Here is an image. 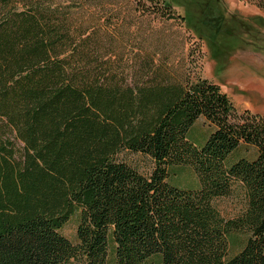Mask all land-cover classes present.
Returning a JSON list of instances; mask_svg holds the SVG:
<instances>
[{
    "label": "trees",
    "instance_id": "16d2710c",
    "mask_svg": "<svg viewBox=\"0 0 264 264\" xmlns=\"http://www.w3.org/2000/svg\"><path fill=\"white\" fill-rule=\"evenodd\" d=\"M137 1L148 3L140 16L186 23L166 0ZM72 4L0 0V264H107L110 243L115 264H264V115L152 55L129 84L112 59L116 26L101 29L102 44ZM200 117L212 130L198 145L188 133ZM183 166L197 189L169 183ZM236 196L243 209L225 219L215 202ZM72 217L75 244L60 233ZM234 233L245 240L230 255Z\"/></svg>",
    "mask_w": 264,
    "mask_h": 264
},
{
    "label": "rangeland",
    "instance_id": "374dc122",
    "mask_svg": "<svg viewBox=\"0 0 264 264\" xmlns=\"http://www.w3.org/2000/svg\"><path fill=\"white\" fill-rule=\"evenodd\" d=\"M166 1L185 16L184 26L172 20L138 15L137 6L148 5L146 1L70 0L76 3L70 9L77 23L91 37H100L102 44L108 40L101 29L116 26L110 32L115 47L112 59L124 67L129 84L137 69L152 55L154 65L166 67L175 78L207 79L220 87L238 111L264 115V9L246 0ZM211 130L200 117L188 136L200 145ZM241 152L249 158L253 156L250 149L241 147ZM119 158L145 175L153 169L150 159L140 154L125 152ZM168 180L172 186L185 190L198 187L197 177L187 166L171 169ZM215 206L222 217L229 219L242 211L243 201L236 196L216 201ZM76 225L77 218L72 217L60 231L73 244ZM244 240L242 233L230 236V255L241 249ZM67 264L85 263L73 259ZM107 264H115L112 243ZM145 264H161L160 256L151 257Z\"/></svg>",
    "mask_w": 264,
    "mask_h": 264
}]
</instances>
